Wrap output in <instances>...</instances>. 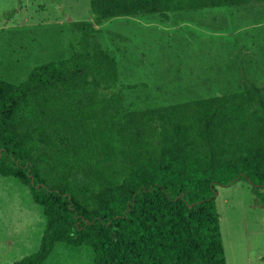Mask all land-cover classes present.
Segmentation results:
<instances>
[{"label":"trees","instance_id":"1","mask_svg":"<svg viewBox=\"0 0 264 264\" xmlns=\"http://www.w3.org/2000/svg\"><path fill=\"white\" fill-rule=\"evenodd\" d=\"M90 4L94 21L73 22L79 52L0 77V175L28 187L46 218L38 251L13 264H46L58 243L91 249L94 264H228L217 187L264 188V83L243 75L237 91L143 109L111 102L118 60L95 26L252 13L264 0Z\"/></svg>","mask_w":264,"mask_h":264},{"label":"rangeland","instance_id":"2","mask_svg":"<svg viewBox=\"0 0 264 264\" xmlns=\"http://www.w3.org/2000/svg\"><path fill=\"white\" fill-rule=\"evenodd\" d=\"M263 15L264 6L223 7L95 26L123 85L108 99L143 109L237 91L243 75L264 83ZM83 21H94L90 0H0V77L20 81L36 65L69 60L81 50L73 22ZM217 192L227 263L264 264V188L244 180ZM45 226L29 188L0 175V264L38 251ZM46 264H94L93 252L58 243Z\"/></svg>","mask_w":264,"mask_h":264}]
</instances>
